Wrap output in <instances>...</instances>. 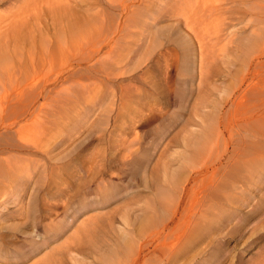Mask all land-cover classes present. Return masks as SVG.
I'll return each mask as SVG.
<instances>
[{
  "label": "rangeland",
  "instance_id": "1",
  "mask_svg": "<svg viewBox=\"0 0 264 264\" xmlns=\"http://www.w3.org/2000/svg\"><path fill=\"white\" fill-rule=\"evenodd\" d=\"M184 1L0 0V57L13 65L16 79L0 88L6 106L0 143H17L13 132L26 122L53 124L47 147L4 149L38 161L28 170L20 202L0 205V264L264 259V136L253 129L262 121L250 118L258 99L244 100L234 112L229 101L247 66L256 69L255 56L264 57L258 44L250 50L264 38V0L238 2L225 28L220 6L207 18L209 12L199 9L189 21ZM195 15H202L200 22ZM216 17L220 30H211ZM94 20L106 40L101 58L83 63H96L86 73L77 57L87 50L77 49V39L61 49V30ZM73 71L85 85L74 97L68 94ZM232 118L241 125L231 142ZM14 119L17 124L9 125ZM33 133L26 129L24 136ZM206 141L217 149L199 150ZM232 152L237 156L230 162ZM55 170L65 182H44ZM191 188L204 194L200 217L183 246L164 254V237L155 232L163 224L168 232L181 231ZM154 214L158 222L151 226Z\"/></svg>",
  "mask_w": 264,
  "mask_h": 264
},
{
  "label": "bare ground",
  "instance_id": "2",
  "mask_svg": "<svg viewBox=\"0 0 264 264\" xmlns=\"http://www.w3.org/2000/svg\"><path fill=\"white\" fill-rule=\"evenodd\" d=\"M191 1L185 0L183 2V5L186 8V12L185 11L184 12L187 13V15L189 16L188 18L189 21L192 20L191 15H194L199 9L200 11H202L201 13H203L204 15L206 14L205 11L209 12V15L206 14V17H204V18H207L211 16L212 12L218 9V7L220 6L218 12H222L225 10V15L221 16L222 18L221 25L224 26V28L226 26V21H225L226 17L231 14V16L228 18V19H231L233 17L232 13H235L237 6H239L238 2H242V0H201V1H196V2L192 1L193 3H191ZM254 1H256V3L259 2V0H254ZM230 6L232 7V12L230 11V9H228V7ZM198 16L195 15L194 18H197V21L200 22V18L202 17V15L200 16V18ZM217 19L218 17L211 20L214 22V25L210 28L211 30L217 27L218 29L220 28V22L215 24V21ZM98 21L99 20H97V22ZM97 22L94 20L91 22L83 23V25H80L79 27H76V28H74L73 24H69L66 27V29L62 28L61 30L63 31L62 35L65 36L63 38L64 46L62 45L59 46L61 49H65L67 47L65 44L70 46V43H71V45L74 46L75 40L77 39V44H76L77 49L79 51L80 50L84 51L85 49L87 50L86 54L85 52H81L79 56L77 57V64H79L78 67L83 65V67H80L78 69L86 73L87 72L91 73L92 71L91 67L93 68L96 63L93 62L92 64H90V66H87L83 63H85L86 61H89L91 58H92L91 61L93 59H96L98 61V58H101V55L99 56V54L101 53L102 47L106 40V38H102L100 27H99L100 25L97 24ZM224 34H223V37H224ZM257 44L259 45L260 48L264 50V38L263 37L262 39L258 40L255 43V45L252 44L253 47H251L250 50L253 49ZM107 54L109 53L107 52ZM252 54L253 53H251V55ZM262 57L263 56H260V55L255 56V58L257 59L256 64H255L256 69L250 70L249 65L247 66V68L245 67L246 72L243 73L240 77L239 89L236 90L235 87L230 88V99H229L230 106L232 107V112H234L233 108L237 106L240 107L242 105H245L244 100L245 101H247L248 99L252 100V98L257 96L258 101L253 106L257 108L255 111L256 116L250 117V118H253V120L262 121V122L257 123L258 126L253 127V129H256L255 133L259 137L264 136L263 135L264 134V121H263L264 120V57H263V60L259 59ZM250 61H252V58L250 59ZM9 62L10 61L6 57H0V88H6L7 86H10L12 81L16 80V79H13L11 81V79L14 78L12 76L15 72V69L13 68V65L9 64ZM206 63L207 62L205 60V62L202 65V70L203 68L204 69L207 68ZM205 73H206V69H205ZM74 77H76V71H73L72 73L69 74V78H71V80L73 79V82L75 83V84H70V87L68 88L70 91L68 94H70V96L72 95V97L75 96V92L77 88H80L83 91H85V85L83 84V82H81L80 80L78 81L77 79H74ZM11 87L14 88L17 86H15V84L13 86L12 84ZM89 88L90 87L88 86L86 90H88ZM91 89H92V93H96L94 92L93 88ZM16 90L17 89L15 88L13 89V91H16ZM98 90H99V87H98ZM101 90H102V87L100 91ZM71 100H72V103H74V100L70 99V102ZM5 108L6 106L3 105L2 102L0 101V113H1L0 119H2V116L5 112L4 111ZM29 109H30L29 105H26L24 112L29 111ZM242 119H244V114H243ZM246 121L247 120H244V122ZM251 122L252 121L248 122V124H250ZM13 123L17 124L15 119L9 122L8 124L10 125ZM231 123L232 125L230 126L231 128H230V134H229V141L232 142L234 135L240 134L239 126L241 125V122L232 118ZM51 125L53 124L50 121H45V120L38 121V124H35L33 122L32 123L26 122L24 124H21V126H18L17 130L13 132L18 137L17 143L8 142L5 145H2V143H0V205L5 204V202H12V203L14 202L15 204H18L20 202V199L22 197V190L25 187V181L31 177V174L29 173L28 170L31 169L32 167H35L34 165L38 161L37 158L36 159L33 158L28 153L25 154L24 152L23 154L20 155L17 153H8L4 149L8 150L12 148L14 149L15 152H18L20 149H25L27 147H34L35 149L47 147L52 139V138H49V139L46 138L48 133L50 132L49 126ZM26 129L34 130V133L32 134L31 137L24 136V131ZM49 137H51V135H49ZM212 146H213L212 141H206L200 148L199 146L197 148L202 151L208 149L209 153H212L217 149L218 144L214 145L215 148L214 146L213 147ZM262 151H263L262 160H264V148L262 149ZM236 156L237 154L232 152V156L230 157V162H232ZM98 157L99 155L97 156L95 155V157L93 158V161H95ZM45 178H48L47 181L44 180V182L46 183H48V181L50 180L53 181L54 179H60L62 180V182H65V178L62 177L60 173L57 172L56 170L50 171V174H46ZM214 183L215 181L209 185H212ZM55 186L57 185L55 184ZM49 190H50V193H52L51 192L52 189L50 188ZM202 192H203L202 190L197 191L195 190V188H191L190 193L189 191L187 192L186 202L181 207V217L179 219V224H178V225L181 224L183 227L180 232H174V231L168 232L167 230L169 227L166 229L165 224L162 225L163 227L161 230H158L155 232V234H157L156 237H164L162 241V248H163L164 254L172 253L174 250L182 247L183 244L181 243H182V239L184 238V234L186 232L191 233L192 226L196 223L197 219L200 217L201 209L197 208V205L200 199L202 198V196L204 195L202 194ZM4 196H9V198H5L4 200L1 199ZM160 205H161V202H159V206ZM175 211H176V208L173 210V212ZM150 217L152 218V216ZM148 218H146V220ZM151 218H149V221L151 220ZM153 218H154L153 222L150 223L151 226L156 225L157 224L156 222H158V220L155 219L156 218L155 214ZM167 237L168 238L172 237V238L170 239V242H168V244H165L164 240ZM98 247L100 248L101 246H98ZM137 248L140 249L141 244H138ZM123 259L119 260L120 264ZM137 260H138L137 258H134V259L131 258L132 263L134 262L136 263ZM260 264H264V259L260 262Z\"/></svg>",
  "mask_w": 264,
  "mask_h": 264
}]
</instances>
